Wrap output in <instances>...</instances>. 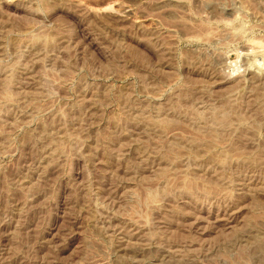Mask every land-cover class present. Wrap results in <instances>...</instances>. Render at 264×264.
Here are the masks:
<instances>
[{"label":"rangeland","instance_id":"1","mask_svg":"<svg viewBox=\"0 0 264 264\" xmlns=\"http://www.w3.org/2000/svg\"><path fill=\"white\" fill-rule=\"evenodd\" d=\"M0 264H264V0H0Z\"/></svg>","mask_w":264,"mask_h":264}]
</instances>
